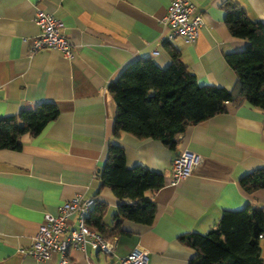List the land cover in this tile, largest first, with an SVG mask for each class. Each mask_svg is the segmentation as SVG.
Returning <instances> with one entry per match:
<instances>
[{
	"label": "crops",
	"instance_id": "obj_1",
	"mask_svg": "<svg viewBox=\"0 0 264 264\" xmlns=\"http://www.w3.org/2000/svg\"><path fill=\"white\" fill-rule=\"evenodd\" d=\"M172 0H0V116L17 114L43 101L54 102L59 116L37 136L20 137L21 149H0V264H60L59 253L44 260L25 256L45 214L77 194L104 203L103 221L112 226L120 200L97 176L109 142L125 151L127 165L162 172L164 185L146 195L157 205L153 225L122 220L113 253L73 248L70 264H120L134 248L148 251L147 264H190L196 251L179 241L192 232L207 233L225 210L247 204L264 207V189L253 195L240 186L246 172L264 165V111L248 102L180 134L174 149L159 140L122 133L113 138L116 104L108 84L131 61L152 57L166 67L169 41L200 84L232 89L237 74L226 55L248 41L231 34L227 0H191L204 25L194 42L169 38L161 19ZM251 21H264V0H233ZM37 8L62 19L75 47L74 59L59 50L31 52L39 29ZM200 156L193 172L177 187L170 184L173 159L182 150ZM127 201V200H124ZM70 227H76L72 216ZM264 264V233L261 237Z\"/></svg>",
	"mask_w": 264,
	"mask_h": 264
},
{
	"label": "trees",
	"instance_id": "obj_2",
	"mask_svg": "<svg viewBox=\"0 0 264 264\" xmlns=\"http://www.w3.org/2000/svg\"><path fill=\"white\" fill-rule=\"evenodd\" d=\"M225 10L231 34L248 41L244 50L226 55L237 74L234 87L200 84L181 60L178 48L166 41L171 57L166 67H160L150 56L139 57L108 84L116 104L113 138L129 133L159 140L174 149L178 136L189 126L226 112L228 103L238 107L248 102L264 111V21H251L245 9L233 0H227ZM59 113L54 102L43 101L17 114L0 116V149H21L22 135H39ZM97 176L100 186L111 187L120 203L112 226L103 221L106 205L102 203L95 211L92 209L87 219L90 227L110 238L127 233L121 228L122 220L153 225L157 205L146 193L164 185L162 172L139 164L129 167L124 149L111 141ZM239 184L249 195L264 189V165L246 172ZM263 233L264 207L247 204L239 210H225L207 233H187L179 241L196 251L190 264H263Z\"/></svg>",
	"mask_w": 264,
	"mask_h": 264
},
{
	"label": "built area",
	"instance_id": "obj_3",
	"mask_svg": "<svg viewBox=\"0 0 264 264\" xmlns=\"http://www.w3.org/2000/svg\"><path fill=\"white\" fill-rule=\"evenodd\" d=\"M34 22L39 32L32 39L31 52L52 48L59 50L64 58H75V47L65 32V23L62 19L37 8ZM161 22L169 29L170 39L182 36L187 42H194L204 25V17L191 0H172ZM199 161L200 156L196 153L186 149L179 152L172 161L170 184L177 187L193 172ZM94 205V198L84 197L82 194L66 200L58 207L56 214H45L31 245L22 248L21 252L36 260H44L54 253H59L60 264H70L69 252L73 248L86 251L91 247L107 254L113 253L115 240L105 238L87 224ZM72 216L76 218V227H70L68 223ZM147 260L148 251L138 246L121 257L120 264H147Z\"/></svg>",
	"mask_w": 264,
	"mask_h": 264
}]
</instances>
